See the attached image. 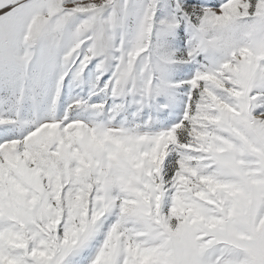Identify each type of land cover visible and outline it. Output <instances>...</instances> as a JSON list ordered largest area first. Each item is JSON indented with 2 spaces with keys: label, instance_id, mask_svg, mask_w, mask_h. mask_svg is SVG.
<instances>
[{
  "label": "snow or ice",
  "instance_id": "snow-or-ice-1",
  "mask_svg": "<svg viewBox=\"0 0 264 264\" xmlns=\"http://www.w3.org/2000/svg\"><path fill=\"white\" fill-rule=\"evenodd\" d=\"M0 264H264V0H0Z\"/></svg>",
  "mask_w": 264,
  "mask_h": 264
}]
</instances>
